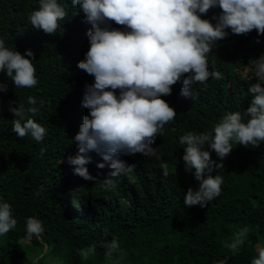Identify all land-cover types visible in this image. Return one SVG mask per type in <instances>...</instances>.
Returning <instances> with one entry per match:
<instances>
[{
  "label": "trees",
  "instance_id": "16d2710c",
  "mask_svg": "<svg viewBox=\"0 0 264 264\" xmlns=\"http://www.w3.org/2000/svg\"><path fill=\"white\" fill-rule=\"evenodd\" d=\"M57 3L67 15L59 21L61 28L48 35L28 21L29 14L39 9V0H0V39L12 51L34 53L25 58L32 59L39 81L33 88H17L0 72V84L7 85V92H0V202L11 205L17 220L14 229L0 235V264H33L23 244L43 249L38 264H44L45 257L58 264H216L225 257L227 264H251L257 248L264 247V141L256 148L231 141L233 149L221 162L223 167L211 173L223 178L220 195L203 208H186L184 195L189 188L198 190L199 182L194 168L185 170L186 146L179 137L211 131L231 112L244 116L253 99L248 87L255 81L245 79L241 70L264 55V35L255 30L246 35L229 32L207 56L209 70L220 72V79L209 78L207 86L193 84L187 102L161 98L177 115L151 145L159 160L139 153L120 155L118 159L135 167L131 173L110 177V162L92 152L84 167L95 179L85 180L74 174L76 166L68 158L77 155L73 137L89 113L82 100L94 77L77 64L90 47L86 33L91 25L71 0ZM220 12L215 7L201 18L215 24L213 17ZM108 24L125 30L112 21ZM29 96L35 97V105L27 103ZM9 102L12 107L38 109L25 119L46 129L42 141L16 136ZM210 154L220 162L214 151ZM98 163L105 166L98 168ZM165 166L167 177L162 173ZM107 178L114 186L105 185ZM27 217L42 222L43 243L25 238ZM244 227L248 228L244 243L233 254L226 245ZM113 238L123 258L105 256V245ZM93 246L95 251L84 259L80 253Z\"/></svg>",
  "mask_w": 264,
  "mask_h": 264
},
{
  "label": "clouds",
  "instance_id": "9594fccd",
  "mask_svg": "<svg viewBox=\"0 0 264 264\" xmlns=\"http://www.w3.org/2000/svg\"><path fill=\"white\" fill-rule=\"evenodd\" d=\"M83 14L84 21L91 25L86 35L90 47L85 58L77 67L94 77V83L85 86L82 106L89 110L83 117L78 133L73 137L77 144V155L69 157L68 163L75 165L74 174L85 180H94L86 164L91 162L89 153H96L103 161L110 162L113 171L110 177L131 173L135 165H128L118 159L120 155L145 157L155 156L151 145L157 135L163 133L164 126L173 121L175 110L161 98H174L184 102L192 97L191 87L199 83L207 86L209 78H221L220 72L209 70L207 56L219 40H227L228 33L246 35L252 30L264 35V0H71ZM38 10L28 16L31 26L45 34L54 35L61 28L59 21L65 20L66 11L57 0H39ZM215 7L221 12L214 16L215 24L201 15ZM123 26L125 30L110 28L108 22ZM227 29V31H225ZM259 43V40L256 41ZM31 50L22 55L17 50L5 47L0 39V72L5 73L17 88H33L39 83L33 66ZM245 71V72H243ZM245 79L254 80L248 87L253 94L250 107L244 116L239 111L231 112L214 125L211 131L188 132L179 137L185 145L182 160L185 170L195 169L198 190L189 188L184 195L186 208L208 202L221 193L223 178L212 176L215 168L232 149L231 141L252 148L264 141V55L253 61V65L241 70ZM252 75L249 76L248 73ZM117 90L119 95H117ZM0 92H7V85L0 84ZM9 111L15 116L12 131L18 138L30 135L40 142L46 129L32 118L25 119L27 113L33 116L36 107L23 104ZM29 105H35V97L27 98ZM43 104V101H41ZM245 116L247 119H245ZM205 146L209 150H205ZM214 151L219 163L211 158ZM104 163H98L103 168ZM167 177L168 169H162ZM207 173V175H206ZM105 185L114 186L112 179H105ZM17 225L12 207L0 202V235L7 234ZM44 228L35 217L26 218V239L42 240ZM248 228L235 234V239L226 247L236 254L243 245ZM120 245L113 238L105 245V256L114 254L123 258ZM45 253L48 251L45 245ZM94 246L80 255L87 259ZM258 255L251 264H264V247L257 248ZM43 256H37L33 264ZM228 257L216 264H227Z\"/></svg>",
  "mask_w": 264,
  "mask_h": 264
},
{
  "label": "rangeland",
  "instance_id": "374dc122",
  "mask_svg": "<svg viewBox=\"0 0 264 264\" xmlns=\"http://www.w3.org/2000/svg\"><path fill=\"white\" fill-rule=\"evenodd\" d=\"M243 72H245V71H243ZM23 243H26V242L24 240H22L21 244H23ZM23 246L27 247V248H25L26 249V251H25L26 252V257H28L29 260H31V262H33L34 256H39V254H41L43 252V249L41 250L38 247L31 248V247H28L25 244H23ZM43 263L44 264H58V263H55V262L52 263V260L50 259V257H45Z\"/></svg>",
  "mask_w": 264,
  "mask_h": 264
}]
</instances>
